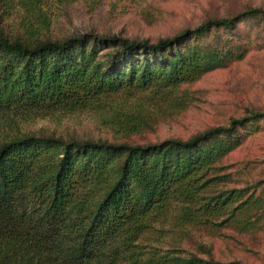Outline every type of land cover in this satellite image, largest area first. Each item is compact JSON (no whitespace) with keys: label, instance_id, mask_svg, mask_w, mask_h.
I'll list each match as a JSON object with an SVG mask.
<instances>
[{"label":"trees","instance_id":"16d2710c","mask_svg":"<svg viewBox=\"0 0 264 264\" xmlns=\"http://www.w3.org/2000/svg\"><path fill=\"white\" fill-rule=\"evenodd\" d=\"M247 19L263 22L264 9L209 18L154 42L0 33V118L97 109L144 90L173 93L244 57L248 42L235 29ZM260 120L264 112H252L188 139L146 144L2 137L0 264H231L203 244L206 258L148 244L147 233L167 218L181 233L197 224L253 229L263 218L264 191L214 187L224 181L217 164Z\"/></svg>","mask_w":264,"mask_h":264},{"label":"rangeland","instance_id":"374dc122","mask_svg":"<svg viewBox=\"0 0 264 264\" xmlns=\"http://www.w3.org/2000/svg\"><path fill=\"white\" fill-rule=\"evenodd\" d=\"M250 7L264 9V0H0V33L53 39L94 33L154 42L209 18L229 17ZM235 30L248 42L245 56L173 93L144 90L134 96H112L97 109L56 111L47 116L9 115L0 118V139L27 133L146 144L188 139L233 118L264 112V21L247 19ZM257 124L259 129L248 133L244 142L217 164L222 167L216 175L224 181L215 189L264 191V120ZM174 222L167 218L156 224V229L147 233V243L183 247L206 258L198 248L203 244L211 248L213 259L221 262L264 264V214L247 231L226 224H197L187 225L188 233H181L183 227Z\"/></svg>","mask_w":264,"mask_h":264}]
</instances>
